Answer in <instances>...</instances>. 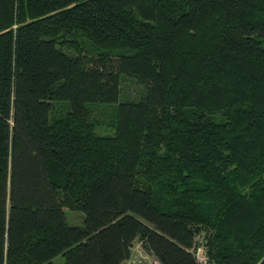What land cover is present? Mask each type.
Returning a JSON list of instances; mask_svg holds the SVG:
<instances>
[{
    "label": "trees",
    "instance_id": "1",
    "mask_svg": "<svg viewBox=\"0 0 264 264\" xmlns=\"http://www.w3.org/2000/svg\"><path fill=\"white\" fill-rule=\"evenodd\" d=\"M196 231L264 264V0H0V264H198Z\"/></svg>",
    "mask_w": 264,
    "mask_h": 264
},
{
    "label": "rangeland",
    "instance_id": "2",
    "mask_svg": "<svg viewBox=\"0 0 264 264\" xmlns=\"http://www.w3.org/2000/svg\"><path fill=\"white\" fill-rule=\"evenodd\" d=\"M142 91V86L137 83L134 79L124 77L121 82V97L120 100L125 99H137V97L140 95ZM63 108V105H59L58 103H55V110L60 111ZM100 119L105 121V126H103L102 130H100L101 133H107L111 132L109 128L106 127L107 120H109L108 115L101 114ZM65 218L68 224L70 225H81L82 224V218L83 213L80 211H73V210H66L65 211ZM206 233L203 231H196L194 232L192 244L190 246V249L193 251V254L195 255L196 261L198 264H206L207 257L205 256L206 251ZM138 246V241H135L133 244V248ZM52 264H65V259L62 255L56 256L52 260Z\"/></svg>",
    "mask_w": 264,
    "mask_h": 264
},
{
    "label": "built area",
    "instance_id": "3",
    "mask_svg": "<svg viewBox=\"0 0 264 264\" xmlns=\"http://www.w3.org/2000/svg\"><path fill=\"white\" fill-rule=\"evenodd\" d=\"M138 246L137 249L134 247L130 257L123 260L120 264H160L156 257L141 248L139 242ZM190 251L192 250L190 249Z\"/></svg>",
    "mask_w": 264,
    "mask_h": 264
}]
</instances>
